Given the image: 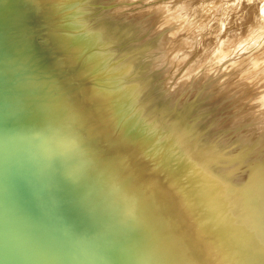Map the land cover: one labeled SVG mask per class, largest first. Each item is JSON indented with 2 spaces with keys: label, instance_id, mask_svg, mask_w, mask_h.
Wrapping results in <instances>:
<instances>
[{
  "label": "bare ground",
  "instance_id": "1",
  "mask_svg": "<svg viewBox=\"0 0 264 264\" xmlns=\"http://www.w3.org/2000/svg\"><path fill=\"white\" fill-rule=\"evenodd\" d=\"M97 1L0 0V264H264V0Z\"/></svg>",
  "mask_w": 264,
  "mask_h": 264
},
{
  "label": "rangeland",
  "instance_id": "2",
  "mask_svg": "<svg viewBox=\"0 0 264 264\" xmlns=\"http://www.w3.org/2000/svg\"><path fill=\"white\" fill-rule=\"evenodd\" d=\"M107 1H109V0H101V1H97L94 4H88L87 5V6H89L92 9V11L94 10L93 11L94 13L97 12V11L100 12L102 10V12L100 14L98 12H97V14H94L92 12L93 13V18L95 17V15H96V17H99V18L105 19V20L110 18L108 16V14H106L107 11H108L107 9L109 8V5H110V4H107ZM102 2L104 4V6L101 5ZM98 3H100V4L98 5ZM93 5L94 6L96 5L95 9H97V10L94 9ZM28 9H29L28 7H25V10H28ZM99 9H100V11H99ZM20 10H21V8H20ZM39 13L41 14V12H39ZM54 17L55 18H53V20L50 19V21H52V23L54 21L55 23H53V24H57L58 26H60V28H56L55 33L60 35V34H65L66 32H68L67 29L64 30L63 27L66 24L69 23V19L67 20L65 18H58L56 15H54ZM90 18H92V17H90ZM35 21L37 22V20H35ZM81 21L83 22V18H82ZM36 22H34V25H36ZM32 26H33V24H25V23L19 24V25H18V23L16 25L15 24H5V23L3 24V22L1 21V18H0V39L1 38L5 39L6 37L8 38L10 36L12 40H14V39L18 40V37L20 38L22 35L30 34ZM34 29H35V32H33V34L38 32V31H43L44 27L41 28L40 30L39 29L37 30L36 28H34ZM49 33H51V32H49ZM53 56H54L55 60L59 59V55L56 54V55H53ZM62 70L63 69L50 67V68H43V69H40L38 71L39 81L42 82L43 85L47 88V89H44L45 91L43 93L47 94L48 96H50L49 98H51V99H53L55 97V91L53 90L51 92V89L57 87V85L53 86L54 83H55L56 78H58V77L61 78V77H63L65 75V70L64 71H62ZM252 88L253 87H249L245 91H243L241 94L237 95V97L242 98L241 99V103H240L239 106H241V105L243 106L244 103H248L249 100L252 101L253 98H255V97L259 96L260 94H262V91L264 90V85L260 84V85H258L256 87H254V89H252ZM168 93H169V91H168ZM242 95H243V97L246 95V97L243 98ZM250 96H251V99H250ZM230 106H232V104H229L228 106H224L222 108L227 110ZM164 111H166V114H170L171 113L170 111H173V110L170 107L168 110L166 108V110H164ZM166 116H168V115H166ZM161 121H163V120H161ZM161 121H158V123L156 122L155 129H153V130H156L157 128H159V130H164V129L167 130L165 124H161L162 123ZM148 149H149V147H144L142 150H140L139 153H137V154L134 153V157H133V160L135 161L134 165H136L138 172L146 171V170L150 171L151 167H153V165L157 163V162L149 163L148 157L150 156V154L152 152H151V150H148ZM140 159H141V162L136 161V160H140ZM105 191H108V190H105Z\"/></svg>",
  "mask_w": 264,
  "mask_h": 264
},
{
  "label": "water",
  "instance_id": "3",
  "mask_svg": "<svg viewBox=\"0 0 264 264\" xmlns=\"http://www.w3.org/2000/svg\"><path fill=\"white\" fill-rule=\"evenodd\" d=\"M0 18H1V21L3 22V24L5 23V24H10L12 21H13V19H12V17L11 18H7V17H5V18H2L1 16H0ZM13 24H16V23H13ZM2 26V25H1ZM2 39V41H4L5 42V40H10L11 39V37L9 36L8 38L6 37L5 39H3V38H1ZM38 72V71H37ZM103 197V196H102ZM104 198V197H103Z\"/></svg>",
  "mask_w": 264,
  "mask_h": 264
}]
</instances>
